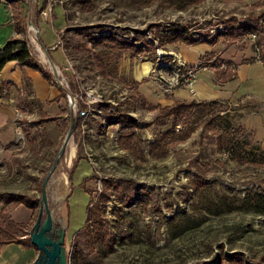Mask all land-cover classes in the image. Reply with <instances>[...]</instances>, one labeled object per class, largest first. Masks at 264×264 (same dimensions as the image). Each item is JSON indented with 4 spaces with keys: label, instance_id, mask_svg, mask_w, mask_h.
<instances>
[{
    "label": "rangeland",
    "instance_id": "1",
    "mask_svg": "<svg viewBox=\"0 0 264 264\" xmlns=\"http://www.w3.org/2000/svg\"><path fill=\"white\" fill-rule=\"evenodd\" d=\"M43 4L40 9L37 0H0V48L18 20L31 54L53 77L48 59L35 51L28 22L68 20L59 42L67 60L57 68L77 97L80 121L63 157L73 159L67 169L72 194L48 236L63 250V264H264V149L244 123L250 103L188 106L177 131L173 117L150 112L140 98L131 101L137 116L125 118L123 92L131 81L120 74L123 68L129 72L152 62L150 78L161 85L173 83L182 60L176 49L183 42H170L177 35L215 38L224 47L251 50L264 62V0ZM66 129L56 146L39 143L41 135L31 132L29 143L23 139L16 144L15 155L0 171V240L24 238L32 244L43 179ZM172 129L176 136L160 140ZM182 131L188 133L183 140ZM220 137L224 151L219 150ZM177 138L181 140L173 142ZM19 195L34 206L27 221L15 218ZM96 208L101 224L93 217ZM45 218L43 214L42 222ZM42 258L37 249L36 260Z\"/></svg>",
    "mask_w": 264,
    "mask_h": 264
},
{
    "label": "crops",
    "instance_id": "2",
    "mask_svg": "<svg viewBox=\"0 0 264 264\" xmlns=\"http://www.w3.org/2000/svg\"><path fill=\"white\" fill-rule=\"evenodd\" d=\"M43 3L44 0H37L40 9L45 7ZM67 22L68 20H63L61 16L54 20L41 19L36 25L39 33L36 34L34 29L35 35L38 36V44L42 49V45L48 48L56 66L61 67L66 64L67 58L59 42L64 35ZM13 24L14 33L11 34L9 30L10 39L19 36L15 28V20ZM49 25L51 30L48 29ZM34 46L35 51L41 52L43 60L46 61L44 50L42 51L36 44ZM176 52L190 67L201 64L196 69L192 84L169 87V91L165 92L168 84L161 85L150 78L154 66L152 62H144L129 72L123 68L120 74L128 81L135 82V85L130 82L129 86H126L125 90L128 93L123 92L125 93L123 101L125 109L122 110L124 117L132 119L137 116V108L135 110L132 107L131 101H137L139 98L150 112H160L159 109L177 103L220 102L238 106L246 101L250 103L246 113L251 115L247 116L244 123L253 130L264 149V62L258 61L257 57L255 59V54L251 50H239L235 46L224 47L219 42L216 45L207 42L197 45L182 43L177 47ZM37 62L41 63V61ZM40 65L41 69H35L21 66L17 61H10L0 74V171L2 173L5 171L6 162L11 161L15 155L16 144L23 139L29 143L30 132L37 136L41 135L36 139L39 143L44 140L56 146L63 137L66 126L71 124L72 120L77 119L78 123L80 121L75 114L77 97L73 96L60 76L59 80H56L45 66ZM65 89L71 93L74 104L70 103ZM73 147L76 150H73ZM73 147L72 157L77 154V147ZM83 177V173L79 174L78 180L81 184ZM32 209L23 203H17L15 218L18 222L25 219L27 221ZM19 239L23 242L0 244V264L35 262L37 248L25 242L24 238Z\"/></svg>",
    "mask_w": 264,
    "mask_h": 264
},
{
    "label": "trees",
    "instance_id": "3",
    "mask_svg": "<svg viewBox=\"0 0 264 264\" xmlns=\"http://www.w3.org/2000/svg\"><path fill=\"white\" fill-rule=\"evenodd\" d=\"M200 1H202V0H196V2H200ZM15 28H16V31H17L19 36L10 39L4 47L0 48V74L3 70V68L5 67V65L10 61H17V63L21 66H29V67H32L35 69H41L42 66L37 62V60L34 58V56L30 52V48L28 46L26 38L24 37V35H25L24 29H23V27L20 26V23L18 22V20L17 21L15 20ZM170 42L171 43L183 42V43H186L188 45H197L199 43L207 42L211 45H216L219 41L215 38H210L209 40H203V39L197 40V39H193V38H187V37L182 36V35H177ZM94 57H95L96 61L99 62V64L102 67H104V65H103L104 60H103L101 54L96 53L94 55ZM45 75H47V74L45 73ZM213 103H218V102L177 103L173 106L159 109L160 110V117H163V118L173 117V127H176L178 125L179 118L181 117V114L183 113V111L186 107L192 106V105L208 106V105L213 104ZM152 108L156 109L155 107H152ZM170 135L173 137L177 135V134H175L174 129L167 131L164 134H162L160 140L166 139ZM182 135H183L182 140L186 139L188 137V133L186 134L185 131H182ZM179 140H181V139L177 138L176 140H173V142H177ZM219 140H220L219 150L224 151V149H225L224 148V140L222 137H220ZM86 192H88V191H86ZM15 201H16V203H23L24 205H26L29 208H34L33 204H31L30 200L27 199L26 197L17 196V197H15ZM66 203H67V201H66ZM93 217L95 220L97 219L98 224L102 223L101 212L98 208H96L95 212H93ZM88 220L89 219H87V224L89 222ZM12 242H23V241L21 239H17V238H13L11 240H0L1 245L12 243ZM215 264H223V262L220 261L219 263H215Z\"/></svg>",
    "mask_w": 264,
    "mask_h": 264
},
{
    "label": "water",
    "instance_id": "4",
    "mask_svg": "<svg viewBox=\"0 0 264 264\" xmlns=\"http://www.w3.org/2000/svg\"><path fill=\"white\" fill-rule=\"evenodd\" d=\"M29 27H33L35 28V30L37 31V34L39 33V29L38 27L33 23L32 20H29L28 22ZM43 50L45 52V55L47 56V59L52 67V71L54 73V76L56 78V80H59V74H58V69L57 66L54 62V60L52 59V57L49 54V49L46 48L45 46H43ZM67 92V95L70 99V103L74 104V99L71 95V93L65 89ZM84 112L81 113V115H83ZM78 124V120H72L71 124L66 132V135L63 139V142L54 158V161L52 162L46 176L43 179V183H42V198H41V214L38 218V222L36 224V229L35 232L32 235V244L38 249L40 250L41 254L43 255V258L40 260H35V262L33 264H63V250L61 249V247H59L57 244H53V242L49 239V234L53 231L55 223H56V217L53 215V207H52V203L50 202V198H49V184L51 181V178L53 176V174L56 172V170L58 169V166L62 160V158L64 157L65 153H66V149L67 146L69 144L70 139L73 136V133L77 127ZM70 195V193H69ZM68 199V198H67ZM66 199V201H67ZM64 208H65V204H64ZM45 214L46 218L45 220L42 222V215ZM41 236H47V238L49 239V242H41L39 241V238Z\"/></svg>",
    "mask_w": 264,
    "mask_h": 264
},
{
    "label": "bare ground",
    "instance_id": "5",
    "mask_svg": "<svg viewBox=\"0 0 264 264\" xmlns=\"http://www.w3.org/2000/svg\"><path fill=\"white\" fill-rule=\"evenodd\" d=\"M30 28H31V31H33V34L31 37L33 42L36 45H38V48H40L43 51L40 44L37 43L36 35H35L36 30L34 31L35 28H33V27H30ZM43 53H44V51H43ZM161 54H164V52H162ZM66 155H65V157H66ZM72 160L73 159L64 160V158H62V160L58 166V169L56 170V172L60 171V174L56 178H54V175L56 174V172L53 174L51 181H50V184H49V187H48L50 202L52 203L53 206H55V208H53V215L54 216L58 215V212L61 211V209H63L64 201L69 197L71 183H70V179H69L70 175H69L67 169L71 167V165L73 163ZM52 185H55V188L53 190V193L51 194L50 189H51ZM39 241L49 242V239L47 238V236H41L39 238Z\"/></svg>",
    "mask_w": 264,
    "mask_h": 264
},
{
    "label": "built area",
    "instance_id": "6",
    "mask_svg": "<svg viewBox=\"0 0 264 264\" xmlns=\"http://www.w3.org/2000/svg\"><path fill=\"white\" fill-rule=\"evenodd\" d=\"M179 63L180 64L178 65V67L174 69V75H175L174 82L169 83V81L167 80L165 81L164 79L166 84H168V87L165 88V92L169 91L168 88L173 86H180L182 84H186L190 86L192 84V81L195 79L196 69L201 66V64H198L195 67H186L187 64L183 60H180ZM176 130L179 131L180 126H177Z\"/></svg>",
    "mask_w": 264,
    "mask_h": 264
}]
</instances>
